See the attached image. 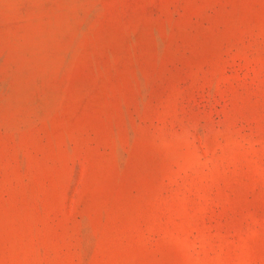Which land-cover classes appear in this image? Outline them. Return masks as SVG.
Returning <instances> with one entry per match:
<instances>
[{
	"label": "rangeland",
	"instance_id": "1",
	"mask_svg": "<svg viewBox=\"0 0 264 264\" xmlns=\"http://www.w3.org/2000/svg\"><path fill=\"white\" fill-rule=\"evenodd\" d=\"M0 264H264V0H0Z\"/></svg>",
	"mask_w": 264,
	"mask_h": 264
}]
</instances>
